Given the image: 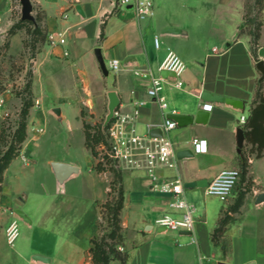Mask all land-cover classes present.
I'll use <instances>...</instances> for the list:
<instances>
[{
	"label": "crops",
	"instance_id": "crops-1",
	"mask_svg": "<svg viewBox=\"0 0 264 264\" xmlns=\"http://www.w3.org/2000/svg\"><path fill=\"white\" fill-rule=\"evenodd\" d=\"M12 1L0 0L2 34L17 22L11 18ZM36 1L43 13L42 27L47 34H62L65 42L46 44L37 55L32 83L35 105L30 111V124L18 156L23 165L29 164L26 158L34 162L31 148L37 146L44 133L42 127L39 129L38 119L43 114L45 86L54 93L55 105L51 110H60L59 120L63 119L64 107H67L75 112L76 120L81 123L83 146L89 155V173L83 175L80 163L69 157L48 159L47 165L59 162L76 167L78 172L61 185L53 175L62 198L53 201L44 194H36V216L32 219L24 214L26 222H22L15 216L14 211L18 209L12 207L6 194V180L12 161L18 156L11 160L2 173L0 264H92L91 241L99 235L102 205L108 199L112 177L110 173L95 171L97 160L84 145L83 120L97 126L106 110L108 91L116 92L118 107L125 114L132 113L136 102H145L138 107L134 126L142 136L151 135L155 130L149 131L148 126H159L170 114L193 118L192 124L176 125L168 138L174 145L175 157L185 153L176 160L184 199L194 207V226L191 231H171L156 226V218L166 214L177 217L180 213L168 208V196L151 192L149 181L142 173H123L124 201L120 212L123 245L118 247L127 254L123 264H264V202L256 204V197L264 194V171L260 173L258 166L264 156L256 158L254 147L252 149L245 140L238 153L234 139L235 129L241 128L239 118L249 115L261 81L256 63L262 61L264 64V23L254 46L251 36L241 32L243 0H204L202 7L210 12L180 17L169 13L163 0H158V4L153 0L154 16L143 22H138L132 13L127 15V11L114 12L111 0ZM76 5L80 6L82 17L74 9ZM102 27L103 37H100ZM17 36L12 37L11 46ZM154 36L160 42L158 49L153 45ZM96 48L100 49L103 60L107 58V63L104 60L106 67L111 60L119 62L111 86L104 85V76L94 56ZM169 51L185 66L177 78L159 70ZM85 61L89 68L85 67ZM42 66L46 68L42 70ZM67 67L75 72L71 84L75 94L69 85L61 86L67 83ZM135 72H149L163 80L161 96L167 104L164 111L146 95L149 80L135 76ZM93 82L100 86L96 94L92 90ZM259 86L264 93V79ZM203 93L224 101H203ZM84 104L89 108L88 116L80 119ZM205 106L210 109L205 110ZM201 110L207 114L197 117ZM37 130L42 131L37 133ZM194 142L203 152L194 151ZM244 160L247 161L245 181L239 180L229 199L233 204L239 190L248 189L239 210L231 213L224 204L223 207L208 206L204 189L209 182L223 170L241 171ZM173 173L165 169L158 171L162 178ZM71 181L79 182L80 187L67 188ZM22 200L26 202L27 196L23 195ZM201 202L204 205L201 206ZM225 209L231 221L215 243L212 233ZM58 214L57 219L55 215ZM13 221L22 222L31 237L34 227L52 234L55 237L52 248L32 249L30 241L31 245L26 248L21 246L14 250V244L10 246L6 241V229ZM33 256L45 259L32 262ZM109 264L122 263L112 260Z\"/></svg>",
	"mask_w": 264,
	"mask_h": 264
},
{
	"label": "rangeland",
	"instance_id": "rangeland-1",
	"mask_svg": "<svg viewBox=\"0 0 264 264\" xmlns=\"http://www.w3.org/2000/svg\"><path fill=\"white\" fill-rule=\"evenodd\" d=\"M16 1L17 0H13L11 5V18L14 22L20 20V4L19 0L18 2ZM154 1L158 4V0ZM163 1L165 2V8L167 9V11L173 14L175 17H180L184 14L189 13L199 15L210 12L208 8L206 9L202 7L203 5L201 3L204 0ZM256 1L257 0H243L244 18L242 21L241 32L244 34H248L249 29L252 28L249 23L250 19H256V22H261V25L264 23V8L263 10H261V8L264 7V0H258V4H256ZM30 2L32 5L31 15L34 21L25 22H28V26L29 28H31L36 24L35 18L38 17L39 25L42 26L41 21L43 13L39 9V5L36 0H30ZM122 12L125 11L122 9ZM126 14L130 16L131 12H126ZM17 34L19 37L17 36L13 39V46H11V39L12 37H14V35L7 36L6 33H0V96L4 95L6 98H4L0 107V112H3L4 114L0 115V126L8 129L9 133L7 132L5 138H3V140L8 142L10 140L9 137L16 129L17 123L19 121V113L20 109L22 108V101L28 100V98H30L29 96L31 95L33 106L35 105L34 95L32 91L34 64L37 55L40 53L44 45L50 44L48 38L49 34H47L46 36V44L44 45L38 42L35 38H31L30 36H28L25 29L16 31L15 35ZM104 60L105 63H107V58H105ZM84 65L85 67L87 66L89 68V64L86 61ZM43 67L44 66H42V70L46 68ZM65 74L67 83H61V86L62 88H66L69 85L70 89L73 82L72 74H75V72L73 69H68L67 67ZM114 76L115 74L113 72L108 71V75L103 78L104 85L106 87L111 86ZM30 80V95H28V91L25 89V86L26 83ZM99 87V84L95 85L94 82L92 83V90H94L95 94L98 92ZM70 90H72L73 93L75 91V88L72 87ZM43 92L46 98L44 99V103L41 106L43 114L38 119V125L39 129H41V127L43 128L44 133L40 135L37 146L31 148L34 154V162L30 163L31 160L29 158H26V161H29V164L23 165L18 156L12 161L9 176L6 180V194L7 198L11 202L12 207H16L18 211L22 212L23 214L27 215V217H30L32 219L36 216V208L38 206L36 202L37 198L35 199L36 194H44V196H47V198L53 201H58L62 198L60 188L56 187L55 181L53 179V174H51L50 166L46 164L48 159H50L51 157L61 159L63 157H69L80 163L81 172L83 175L89 173V155L87 154L83 146L81 123L76 120L74 116L75 112L71 111L67 107H64L63 119L59 120L57 117L49 113L55 105L54 93L47 90L45 86ZM87 104L90 105L89 102ZM32 107L29 109L27 127L30 124V111L32 110ZM88 111L89 108H87V106L84 104L80 119L88 116ZM105 114L106 110L104 109L102 117L96 124L97 127L102 123ZM83 121L84 123L86 122L85 120ZM32 124L35 125L34 122ZM3 140L0 139L1 152L5 150L6 146V144L2 145ZM99 146L96 148L97 152ZM97 158L98 156L96 157V159ZM258 166L260 173L263 172L264 161H260L258 163ZM103 172L108 174L110 173V176L112 177V174L108 168H106ZM119 172L121 178L123 173H128L121 171ZM75 187L79 188L80 183L77 181H71L67 185V188L73 189ZM153 193L156 194L155 192ZM23 195L27 196L26 202L22 200ZM205 202L208 206L218 205L219 207H223L224 204L226 205L225 208L231 206L232 204L230 200H228V202L226 203H221L217 199H214L212 197H206ZM200 205L202 206L204 204L201 202ZM226 210L227 209L223 211V214L226 213ZM55 216L58 219L59 214L58 216ZM18 227L19 236L14 243V250H18L21 246L26 248L27 245L30 244V241L32 243V249L50 250L52 248L55 237L52 234H49L47 231H44V229H42L41 227L33 228L32 237L29 236V232L24 229L22 222H19ZM99 230V235L96 237L98 239L104 237L108 232L106 219L103 217Z\"/></svg>",
	"mask_w": 264,
	"mask_h": 264
},
{
	"label": "built area",
	"instance_id": "built-area-1",
	"mask_svg": "<svg viewBox=\"0 0 264 264\" xmlns=\"http://www.w3.org/2000/svg\"><path fill=\"white\" fill-rule=\"evenodd\" d=\"M113 11L131 12L138 22L146 21L154 16L153 0H111ZM130 8V9H128ZM50 44H63L65 39L62 34H49ZM155 49L160 47L157 36L153 38ZM215 52V49H213ZM67 54L65 53L64 56ZM108 71L116 74L119 70V62L111 60L107 66ZM185 66L180 58L172 51H169L162 61L159 70L169 72L176 78L184 72ZM135 76L147 78L149 85L146 95L151 102L158 105L161 111L167 108L163 96H161L163 80L154 77L149 72H135ZM178 87V85H176ZM3 100L0 99V107ZM145 102H136V107L131 114L123 113L118 107L113 117L104 129L105 144H101L98 149L97 162L103 166L111 165L121 172L142 173L149 181L150 190L168 196V208L179 212L177 217L169 214L155 219V225L171 231H191L194 226V207L188 204L183 196V186L178 172L177 160L172 141L168 138V133L176 127V123L168 118H164L159 126H148L149 131L160 130L161 136L139 135L135 130V119L138 116V107ZM209 110V106L204 107ZM245 117L239 118V125L245 123ZM42 130H37L40 133ZM194 151L203 152L199 149V144L194 142ZM173 171V175H158L160 170ZM240 179L238 169H226L219 172L204 189L205 196L216 198L221 203H226ZM18 222L13 221L6 229V241L12 246L18 237ZM120 250V249H119Z\"/></svg>",
	"mask_w": 264,
	"mask_h": 264
},
{
	"label": "trees",
	"instance_id": "trees-1",
	"mask_svg": "<svg viewBox=\"0 0 264 264\" xmlns=\"http://www.w3.org/2000/svg\"><path fill=\"white\" fill-rule=\"evenodd\" d=\"M258 2L259 1L257 0L256 4H258ZM263 8L264 7H262L261 10H263ZM249 21L252 28L249 29L248 35L251 36L252 44L255 46L259 37L261 22H256V19H250ZM35 23L34 26L29 28L28 22L19 20L9 28L6 35L13 36L16 34V31L25 29L28 36L35 38L38 42L44 45L46 44L47 32L44 27L42 28V26L39 25L38 17L35 18ZM100 37H103V27L101 28ZM262 81L263 80L259 82V85ZM259 85L255 91L253 107L251 108L249 115L246 117L245 123L240 126L246 144L251 145L252 149L254 147L256 158L264 156V93ZM30 87L31 80L28 81L25 86L28 95H30ZM29 97L28 100L22 101L19 121L16 129L9 137V142L3 140L8 129H5L3 126L0 128V139L3 140L2 145L6 144L5 150L2 152L0 151V198L2 191V173L8 167L11 160L19 155L22 144L26 138L27 118L29 109L33 106L31 95ZM95 127L97 126H89L88 124L83 123L84 145L94 158L98 156L96 148L101 144H105V135L104 131L101 130V125L97 128ZM246 166L247 161L244 160L241 165V171L239 170L240 182L245 181ZM106 168H108L112 174L108 199L102 205V217L106 219L108 232L104 237L99 239L95 238L91 241L89 252L92 264H109L112 260H118L123 264L126 261L127 254L125 251H120L118 249V247L123 245V232L120 226V212L124 201V191L121 185L122 178L120 172L114 169L111 165L107 164L106 166H103L101 162H97L94 166V169L97 172H103ZM246 186H248V184H246ZM247 191V188L245 191L239 190L233 204L229 206L228 211L236 213L239 210ZM230 221L231 218L227 213L220 217L217 226L212 233L213 242L216 243L219 237L223 235L226 226Z\"/></svg>",
	"mask_w": 264,
	"mask_h": 264
},
{
	"label": "water",
	"instance_id": "water-1",
	"mask_svg": "<svg viewBox=\"0 0 264 264\" xmlns=\"http://www.w3.org/2000/svg\"><path fill=\"white\" fill-rule=\"evenodd\" d=\"M19 4H20V20L33 22L34 20H33V17L31 15L32 5H31L30 0H19ZM74 9L79 16H81V17L83 16V13H82L80 6L76 5ZM128 9H130V8H128ZM94 56H95L96 61L98 63L101 74L104 77H106L108 75V69L104 63L102 56H101L100 49L96 48L94 50ZM256 69L258 70V72L261 75L260 80H263L264 79V64L262 61H259L256 63ZM106 100H107L106 114L104 116V119H103V122L101 125L102 131H104V129L106 128V126L108 125L110 120L112 119L114 111L119 106V98H118L115 91L106 92ZM202 100L203 101H212V102H223L224 101L221 97L212 96V95L206 94V93L202 94ZM51 113H52V115H54L58 119L60 118V110L58 108H54L53 110H51ZM201 113L207 114L204 110H201V112H199L197 114V117H199L201 115ZM167 118L172 120L173 122H175L177 127H182V126H185L188 124H192V122H193L192 116L170 114ZM151 136L160 137L161 136L160 130H155L154 132L151 133ZM234 139H235V145L237 148V152L239 153L243 147L244 140H245L244 135H243V131L241 128L235 129ZM183 155H185L184 152L178 153V154H176V158L181 159V157H183ZM49 166H50L51 172L53 173V175L56 179V182L59 185H61L68 177L73 176L74 174H76L78 172V169L76 167H73V166H70L67 164H63V163H59V162H51ZM262 202H264V194L263 193L259 194L256 197V204H259ZM14 214L20 221L26 222V216L22 212L15 210ZM44 259L45 258L40 257V256H33L31 258V261L32 262H38V261H42ZM218 264H226V263L219 262Z\"/></svg>",
	"mask_w": 264,
	"mask_h": 264
}]
</instances>
